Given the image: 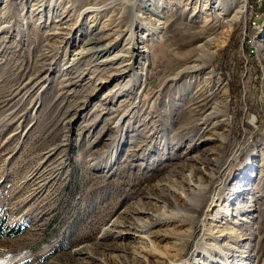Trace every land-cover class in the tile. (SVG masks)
Wrapping results in <instances>:
<instances>
[{
  "label": "rangeland",
  "instance_id": "374dc122",
  "mask_svg": "<svg viewBox=\"0 0 264 264\" xmlns=\"http://www.w3.org/2000/svg\"><path fill=\"white\" fill-rule=\"evenodd\" d=\"M204 1L0 0V264H264V6Z\"/></svg>",
  "mask_w": 264,
  "mask_h": 264
},
{
  "label": "bare ground",
  "instance_id": "6f19581e",
  "mask_svg": "<svg viewBox=\"0 0 264 264\" xmlns=\"http://www.w3.org/2000/svg\"><path fill=\"white\" fill-rule=\"evenodd\" d=\"M150 0H140V3H139V7L140 8H145L144 6H146V4L149 2ZM202 2V1H201ZM205 2V4H207V5H205V6H210L211 5V0H209V1H204ZM203 2V3H204ZM218 2V1H217ZM250 1L249 0H239L238 2H237V5H238V8H237V10H236V12H235V16H231V17H229L228 19H226V20H224V21H222V26H218V25H216L214 22H212V21H214L213 19L211 20V25L213 26V27H210L209 25H210V23H207V22H205V23H207V24H205V26H204V28L203 29H212L213 30V28L215 27V28H217V27H219V28H222V29H224V28H227V30H230L231 29V27H232V25H233V23H234V21L239 17V15L241 14V13H243V12H245V10H246V8H247V6L248 5H250V4H248ZM106 3V2H105ZM218 4L219 5H221L220 4V2H218ZM96 5V4H95ZM102 5V4H101ZM94 9V8H93ZM249 9V8H248ZM35 11H37L38 10V8H36V9H34ZM120 10V9H119ZM38 12H40V11H38ZM154 13L153 14H155V13H159V12H156V11H153ZM118 14V13H117ZM92 15V14H91ZM122 15V14H121ZM116 16V15H115ZM118 16V15H117ZM121 17V16H120ZM112 23H110L108 26H111V27H114V28H117V30L116 31H114L115 32V34H114V36H112V38H114L112 41H110L108 44H100V41L103 39H100V38H95V37H92L91 39H89L88 40V42H85V45L87 46V45H91V44H94V45H98V46H91V47H87V48H84L83 50H80V51H78V52H75L74 53V56H73V58H72V61L75 63V62H79V60L81 59L82 60V58H84V57H86V56H89V57H95L97 54H99L100 52L102 53V52H110V50L112 49V48H114L115 46H116V43H114L115 41H117L122 35H123V33L124 32H127V31H129V28H128V24L127 23H123V21H120V22H118L117 23V21L116 20H113V21H111ZM158 22V24H156L155 26L156 27H154V28H151V29H148V33H147V35L146 36H149V35H152L153 33H156L157 32V30L159 29V26H160V24H161V22H159V21H157ZM127 25V26H126ZM122 26H125L126 27V29H122L121 30V27ZM68 26H66V27H60V29H62V30H65V31H68ZM214 28V29H215ZM74 29V27L72 26L71 28H70V32L72 31ZM68 31V32H69ZM131 32H132V30H130ZM205 31V30H204ZM204 31H202L201 33H195L194 34V38L196 39V40H200L201 38H202V36L204 35ZM69 32V33H70ZM217 32V31H216ZM216 32L215 33H212L211 32V36H207L206 38H203L204 39V41L202 42V43H199L198 45H197V49H198V56H199V59L200 60H202V61H204V66L203 67H206V64L208 63V61L209 60H211L212 58H213V56H214V54L216 53V47H215V45H214V41H215V39H216V36H217V34H216ZM227 31H223V33H226ZM117 39V40H116ZM129 39H130V37H129ZM129 39H128V41H129ZM128 45L130 44V43H127ZM258 46V48H259V46L260 45H257ZM139 48V47H138ZM130 49V47H127V48H122L121 50H120V52L118 53V54H116V55H114L113 57H111V58H109V59H105V60H103V61H101V62H103V63H108V62H110V63H113V62H116V61H121V65H120V67H122L124 70L126 69V67H130V65L132 64V63H127V64H125V65H123L125 62H123V59H124V61H127L126 59L129 57V56H132V58H133V55H135V54H138V55H143V53H149V51L148 50H145V49H143V47L142 48H140V50L141 49H143V51L141 52V51H135V53H132L133 51L131 50L130 52L128 51ZM132 53V54H131ZM145 55V54H144ZM145 57V56H144ZM131 58V57H130ZM146 58V57H145ZM76 64V63H75ZM120 67H118L119 68V70L120 71H123V70H121L120 69ZM72 68V67H71ZM195 69H197V68H194V69H192L191 70V72L193 73V72H195ZM181 71H184V70H181ZM180 71V72H181ZM197 94V93H196ZM196 94H195V101L196 102H193V105H197V107H194L193 109H195L196 111L195 112H197V114H200V115H202L203 116V118L204 119H200V121L203 123V124H205V122L207 123L208 121H210V120H213V119H215V118H218V117H221L222 115H224V105H223V103H221V102H215L214 101V99H215V96H214V94H211V95H207L206 97L204 96L202 99H198V95L196 96ZM216 95H221V90L219 91V92H217V93H215ZM202 96V95H201ZM199 102H202V104H199ZM198 110V111H197ZM194 112V113H195ZM223 120H218V122H215V123H213L212 124V127H215V126H217V127H219L218 126V124L219 125H221L220 123L222 122ZM223 123V122H222ZM194 127H196L197 129H198V127H201V126H198V124H195V126ZM201 132V131H200ZM203 132V131H202ZM219 136V135H218ZM218 139H224V140H226V136H220V137H218ZM222 157V155L220 156V158ZM247 185V183H245V185H244V188L242 189V190H239V191H236V192H234V195H235V193L236 194H238V193H240V195H241V193H244L245 191H246V186ZM170 190V189H169ZM239 195V196H240ZM194 207H197V205L195 204L194 205Z\"/></svg>",
  "mask_w": 264,
  "mask_h": 264
},
{
  "label": "built area",
  "instance_id": "2783aa9c",
  "mask_svg": "<svg viewBox=\"0 0 264 264\" xmlns=\"http://www.w3.org/2000/svg\"><path fill=\"white\" fill-rule=\"evenodd\" d=\"M257 2L258 5L264 6V0H257ZM255 22L257 23V21Z\"/></svg>",
  "mask_w": 264,
  "mask_h": 264
}]
</instances>
